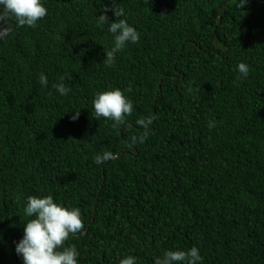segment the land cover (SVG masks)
I'll list each match as a JSON object with an SVG mask.
<instances>
[{"label": "trees", "instance_id": "obj_1", "mask_svg": "<svg viewBox=\"0 0 264 264\" xmlns=\"http://www.w3.org/2000/svg\"><path fill=\"white\" fill-rule=\"evenodd\" d=\"M42 3L35 27L13 18L0 34V264H23L27 198L49 195L80 210L85 231L65 242L78 264L192 247L202 264H264V0ZM101 14L139 33L111 67ZM117 88L133 114L114 127L92 102ZM149 116L147 139L130 144Z\"/></svg>", "mask_w": 264, "mask_h": 264}, {"label": "clouds", "instance_id": "obj_2", "mask_svg": "<svg viewBox=\"0 0 264 264\" xmlns=\"http://www.w3.org/2000/svg\"><path fill=\"white\" fill-rule=\"evenodd\" d=\"M246 0H241L240 7L245 6ZM108 11L105 8L104 13ZM47 15V9L42 0H0V34H7L8 27L5 26L9 19L15 20L17 26L35 27L37 22ZM122 11L114 10V16H122ZM99 24L109 23L108 31L114 34V46L105 52L103 63L111 67L115 62L116 54L121 51L127 43H137L139 33L130 26L126 20L120 19L112 22L104 14L98 17ZM238 79L246 78L249 67L245 63L237 65ZM39 83L47 86V77L43 74L39 77ZM53 87L61 95H67L69 88L60 82ZM94 119L105 118L114 122L113 126L126 124L127 117L133 114V103L124 95L120 89H112L97 93L93 99ZM79 112L72 116L73 120L79 117ZM154 116L141 117L136 120L144 131L137 138L131 137L129 143L135 144L137 140L143 143L149 134L150 125ZM216 122H209V127H215ZM113 153L104 151L94 158V162L101 164L111 159ZM25 215L32 217L23 226V238L16 244L15 251L23 259V264H78L79 253L76 247L65 246L70 236L82 234L85 231L81 213L78 208L65 207L54 202L52 196L37 197L29 196L24 208ZM119 264H136L134 256H127L119 261ZM154 264H202L199 249L192 247L187 251L168 250L162 257H157Z\"/></svg>", "mask_w": 264, "mask_h": 264}]
</instances>
